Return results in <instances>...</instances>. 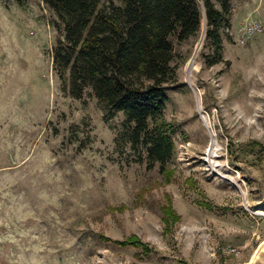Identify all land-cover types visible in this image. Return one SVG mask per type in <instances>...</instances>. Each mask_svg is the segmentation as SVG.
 <instances>
[{
  "label": "rangeland",
  "instance_id": "rangeland-1",
  "mask_svg": "<svg viewBox=\"0 0 264 264\" xmlns=\"http://www.w3.org/2000/svg\"><path fill=\"white\" fill-rule=\"evenodd\" d=\"M229 22L214 64L204 18L174 38L167 176L132 147L122 111L89 88L71 95L45 1L0 0V264H264V0H231ZM253 22L262 30L239 43ZM132 235L150 250L116 242Z\"/></svg>",
  "mask_w": 264,
  "mask_h": 264
},
{
  "label": "trees",
  "instance_id": "trees-1",
  "mask_svg": "<svg viewBox=\"0 0 264 264\" xmlns=\"http://www.w3.org/2000/svg\"><path fill=\"white\" fill-rule=\"evenodd\" d=\"M28 0H17L24 5ZM63 26L64 37L53 53L54 69L66 80L71 95L89 88L103 108L126 116L132 147L147 154L150 163H165L175 152V125L164 116L167 88L177 79L176 46L195 37L206 16L207 37L222 59L221 29L230 24L231 0H44ZM164 219L176 220L171 204ZM117 243L148 245L132 235Z\"/></svg>",
  "mask_w": 264,
  "mask_h": 264
},
{
  "label": "built area",
  "instance_id": "built-area-1",
  "mask_svg": "<svg viewBox=\"0 0 264 264\" xmlns=\"http://www.w3.org/2000/svg\"><path fill=\"white\" fill-rule=\"evenodd\" d=\"M261 30L262 24L259 22L241 24L237 29V41L244 44Z\"/></svg>",
  "mask_w": 264,
  "mask_h": 264
},
{
  "label": "bare ground",
  "instance_id": "bare-ground-1",
  "mask_svg": "<svg viewBox=\"0 0 264 264\" xmlns=\"http://www.w3.org/2000/svg\"><path fill=\"white\" fill-rule=\"evenodd\" d=\"M197 64V61H196V55L191 59V61L188 63L187 65V75L188 77L190 78L191 80V72L192 70L195 68V65ZM198 101H199V98H198ZM200 103V101H199ZM206 123H207V119H206ZM213 147V146H212ZM210 151V150H209Z\"/></svg>",
  "mask_w": 264,
  "mask_h": 264
},
{
  "label": "water",
  "instance_id": "water-1",
  "mask_svg": "<svg viewBox=\"0 0 264 264\" xmlns=\"http://www.w3.org/2000/svg\"><path fill=\"white\" fill-rule=\"evenodd\" d=\"M203 12H204V20H205V23H206V16H205V10H203ZM199 108H200V110H201V107H200V103H199ZM201 116H202V119L206 122V117H205V115L202 113L201 114Z\"/></svg>",
  "mask_w": 264,
  "mask_h": 264
}]
</instances>
